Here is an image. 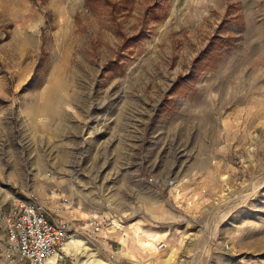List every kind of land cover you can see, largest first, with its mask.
Listing matches in <instances>:
<instances>
[{"label":"rangeland","instance_id":"1","mask_svg":"<svg viewBox=\"0 0 264 264\" xmlns=\"http://www.w3.org/2000/svg\"><path fill=\"white\" fill-rule=\"evenodd\" d=\"M34 199L59 264H264V0H0V264Z\"/></svg>","mask_w":264,"mask_h":264},{"label":"built area","instance_id":"2","mask_svg":"<svg viewBox=\"0 0 264 264\" xmlns=\"http://www.w3.org/2000/svg\"><path fill=\"white\" fill-rule=\"evenodd\" d=\"M2 217L9 251L29 264H44L52 256L58 257L74 226L68 220L56 219L37 199L11 204ZM89 225L93 233L102 227L97 220H90Z\"/></svg>","mask_w":264,"mask_h":264},{"label":"crops","instance_id":"3","mask_svg":"<svg viewBox=\"0 0 264 264\" xmlns=\"http://www.w3.org/2000/svg\"><path fill=\"white\" fill-rule=\"evenodd\" d=\"M2 226H3V220H2ZM3 227L5 228V226H3ZM4 235H5V238H6V234H4ZM2 238H3V236H0V249L4 248V243H3V239ZM66 248L67 247H64L63 250H61V251H67ZM45 264H59L58 258L57 257L56 258L53 257L52 259L46 261Z\"/></svg>","mask_w":264,"mask_h":264},{"label":"bare ground","instance_id":"4","mask_svg":"<svg viewBox=\"0 0 264 264\" xmlns=\"http://www.w3.org/2000/svg\"><path fill=\"white\" fill-rule=\"evenodd\" d=\"M77 241V240H76ZM70 243V242H69ZM68 243V246H67V248H66V250H68L69 249V245H71V244H69ZM73 244V243H72ZM53 258V257H52ZM56 258V257H55ZM45 264V263H44Z\"/></svg>","mask_w":264,"mask_h":264},{"label":"trees","instance_id":"5","mask_svg":"<svg viewBox=\"0 0 264 264\" xmlns=\"http://www.w3.org/2000/svg\"><path fill=\"white\" fill-rule=\"evenodd\" d=\"M88 1V3H93V0H87Z\"/></svg>","mask_w":264,"mask_h":264}]
</instances>
